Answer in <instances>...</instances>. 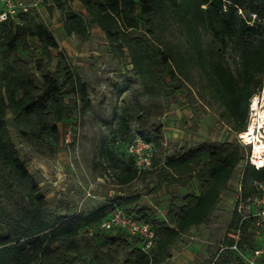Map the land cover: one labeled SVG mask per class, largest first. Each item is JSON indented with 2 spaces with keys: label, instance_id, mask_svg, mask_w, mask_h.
Here are the masks:
<instances>
[{
  "label": "trees",
  "instance_id": "obj_1",
  "mask_svg": "<svg viewBox=\"0 0 264 264\" xmlns=\"http://www.w3.org/2000/svg\"><path fill=\"white\" fill-rule=\"evenodd\" d=\"M76 1L112 48L120 53L126 51L146 95L160 99L170 87L185 90L188 102L192 96L197 102H215L221 110L220 120L234 133L245 129L250 100L264 90V38L253 41L261 28L250 25L251 19L244 18L242 12L249 10L257 19H264V0ZM52 2L64 14L66 34H87L81 14L72 11L65 0ZM18 17L19 24L12 20L0 24V68L11 59L12 71L5 78L0 70V199L6 205H13L17 198L28 200L29 206L20 209L22 217L16 227L0 234V264H162L184 236L207 222L238 167L242 165L243 198L253 194L254 181H264V169L257 171L244 164L249 146H242L237 140L204 143L180 149L163 161L155 155L150 168L141 173L136 171L129 155V164L118 176L121 185L154 176L152 192L157 194L164 185L185 187L195 180V191L181 199H170L162 220L153 209L138 208L140 197L136 195L115 197L110 204L87 214L66 216L53 212L15 148L6 117H12L23 139L41 144L45 140L58 141L59 125L76 110L74 101H65L64 92L79 94L83 107L89 103L84 84L58 51L53 34L30 20L29 15ZM202 30L221 49L234 51L238 75L222 63L216 51L204 46ZM137 31L139 34H133ZM34 38L40 42L43 57L30 54L32 69L18 52L28 50L29 40ZM50 50L58 51L53 71L49 70L53 60ZM195 75L199 83L193 91L190 85ZM151 142L154 151L161 146L156 133ZM118 208L155 231V244L147 252L137 236H129L121 229H98ZM239 219L233 211L228 230L236 227ZM89 229H96L91 236L87 235ZM252 235L251 230L243 238L249 249L259 246ZM260 263L264 264V258ZM213 264L241 262L234 252L224 251L217 253Z\"/></svg>",
  "mask_w": 264,
  "mask_h": 264
},
{
  "label": "rangeland",
  "instance_id": "obj_2",
  "mask_svg": "<svg viewBox=\"0 0 264 264\" xmlns=\"http://www.w3.org/2000/svg\"><path fill=\"white\" fill-rule=\"evenodd\" d=\"M23 1L32 7L33 0ZM65 1L72 11L83 16L87 25L85 36L66 34L64 14L52 0H38L37 10L31 8L29 18L53 34L59 44L58 51L65 55L84 84L89 105L83 107L79 94L71 90L64 92L65 101H74L76 110L59 125L58 141L45 140L41 144L23 139L8 114L7 125L15 148L53 212L66 216L87 214L110 204L115 197L136 195L140 197L138 208L149 207L162 220L170 199H181L195 191L196 182L193 180L185 187L164 185L157 194L152 192L156 184L154 176L121 185L118 176L129 164L127 145L131 139L139 134L151 141L156 133L161 146L155 148L154 156L163 161L164 157L183 148L236 141V133L220 120L221 110L213 101L197 102L192 96L188 102L186 91L173 87L160 99L146 95L126 51L120 53L112 48L79 2ZM243 15L251 19L250 25L261 28L253 41L264 38V19H257L249 10L242 12ZM167 20L171 23L169 14ZM141 29L144 32V28ZM202 36L204 46L216 51L222 63L238 75L234 51L221 49L206 31L202 30ZM50 51L53 60L49 70L53 71L58 51ZM31 53L36 58L43 57L38 38L29 40L28 50L19 49L18 52L33 69ZM6 63L0 68L5 78L12 73L11 59ZM198 83L199 77L195 75L190 88L196 91ZM37 84L40 87L39 80ZM241 171L242 165L236 169L219 206L207 222L184 236L162 264H213L219 249L225 245L239 194ZM26 206H29L28 200L17 198L13 205H6L0 199V234H7L17 226L22 217L20 209ZM256 241L260 244L259 238Z\"/></svg>",
  "mask_w": 264,
  "mask_h": 264
},
{
  "label": "built area",
  "instance_id": "obj_3",
  "mask_svg": "<svg viewBox=\"0 0 264 264\" xmlns=\"http://www.w3.org/2000/svg\"><path fill=\"white\" fill-rule=\"evenodd\" d=\"M37 7L38 1H33L31 8ZM31 8L23 0H0V24L9 20L19 24L18 14L29 15ZM262 91L250 100L246 127L236 134L240 145L250 147L244 164L252 166L257 171L264 169V147L260 145L261 141H264V92ZM127 152L133 158V165L138 173L150 168L155 152L151 141L136 135L128 144ZM253 189V194L243 198L241 185L238 186L239 194L235 201L234 212L240 219L238 225L226 233V240L230 241V244L221 246L218 252V254L224 251L234 252L241 264H261L260 260L264 258V181H254ZM245 226L246 233L243 230ZM98 229L104 231L121 229L129 236H137L141 239L145 252L151 249L156 241L155 231L148 224L142 223L134 215L119 208L113 210L101 222ZM95 230L89 229L87 235L91 236ZM251 230L253 238L260 239L259 246L254 249L247 248L243 242V238Z\"/></svg>",
  "mask_w": 264,
  "mask_h": 264
},
{
  "label": "bare ground",
  "instance_id": "obj_4",
  "mask_svg": "<svg viewBox=\"0 0 264 264\" xmlns=\"http://www.w3.org/2000/svg\"><path fill=\"white\" fill-rule=\"evenodd\" d=\"M260 145L261 147H264V141H261Z\"/></svg>",
  "mask_w": 264,
  "mask_h": 264
},
{
  "label": "crops",
  "instance_id": "obj_5",
  "mask_svg": "<svg viewBox=\"0 0 264 264\" xmlns=\"http://www.w3.org/2000/svg\"><path fill=\"white\" fill-rule=\"evenodd\" d=\"M166 212H167V210H166ZM166 212H165V214H166Z\"/></svg>",
  "mask_w": 264,
  "mask_h": 264
}]
</instances>
